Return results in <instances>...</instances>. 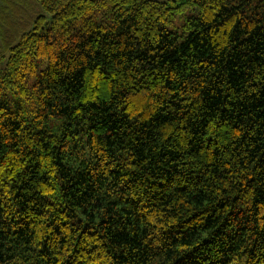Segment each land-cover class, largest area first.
I'll use <instances>...</instances> for the list:
<instances>
[{"label":"trees","instance_id":"trees-1","mask_svg":"<svg viewBox=\"0 0 264 264\" xmlns=\"http://www.w3.org/2000/svg\"><path fill=\"white\" fill-rule=\"evenodd\" d=\"M36 1L0 8V264H264V0Z\"/></svg>","mask_w":264,"mask_h":264},{"label":"rangeland","instance_id":"rangeland-1","mask_svg":"<svg viewBox=\"0 0 264 264\" xmlns=\"http://www.w3.org/2000/svg\"><path fill=\"white\" fill-rule=\"evenodd\" d=\"M156 1H168V0H156ZM10 2L16 6L17 11H19L18 19L21 23V30L19 31V36L25 32H29L34 28V23L37 17L42 14L41 8L36 0H10ZM5 4H3V0H0V8H4ZM10 15H12L11 12H9ZM189 14V13H187ZM8 15V14H7ZM3 20V19H0ZM15 21V22H17ZM182 21L181 18H179L176 23L180 24ZM6 26L2 25L0 23V69H2L6 61L10 55L9 50L5 47L3 43V37L1 34V30L5 29ZM20 38L17 37L16 41H18Z\"/></svg>","mask_w":264,"mask_h":264}]
</instances>
